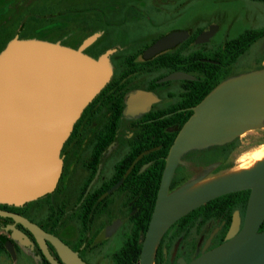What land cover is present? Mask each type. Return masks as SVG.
<instances>
[{"label":"flooded vegetation","instance_id":"af4514ba","mask_svg":"<svg viewBox=\"0 0 264 264\" xmlns=\"http://www.w3.org/2000/svg\"><path fill=\"white\" fill-rule=\"evenodd\" d=\"M25 35L96 60L108 52L111 74L61 147L55 187L23 203L0 201V264H74L53 239L82 264H130L170 148L194 112L199 67L264 68V0H0V49ZM227 156L225 144L183 153L169 191ZM207 203L165 231L155 264L189 263L227 241L237 211L243 225L248 199L216 215Z\"/></svg>","mask_w":264,"mask_h":264},{"label":"water","instance_id":"95a60500","mask_svg":"<svg viewBox=\"0 0 264 264\" xmlns=\"http://www.w3.org/2000/svg\"><path fill=\"white\" fill-rule=\"evenodd\" d=\"M106 54L96 60L80 50L36 38H15L0 52L1 202L23 203L55 187L61 147L85 106L110 77ZM173 77L194 78L186 73ZM193 109L167 156L140 264H155L160 239L178 219L241 190H250L243 225L236 212L227 241L182 264H264V160L249 170L169 191L183 153L223 145L247 130L264 127V68L229 76ZM23 222L39 233L36 225ZM53 242L65 258L82 264L62 242Z\"/></svg>","mask_w":264,"mask_h":264},{"label":"rangeland","instance_id":"374dc122","mask_svg":"<svg viewBox=\"0 0 264 264\" xmlns=\"http://www.w3.org/2000/svg\"><path fill=\"white\" fill-rule=\"evenodd\" d=\"M261 68L263 67L254 68L247 65L235 66L233 67L232 75L236 76ZM233 142L235 143V145L228 152V156L226 158V165L224 164L223 166H221L220 169H218V163H215L203 169H194L192 177L179 187L193 188L239 172L237 171V169L244 162L242 159H245V161H250L248 157L249 154L264 145V127H258L253 128L251 130H247L244 133L233 137L227 143ZM237 214L241 223V217L238 211Z\"/></svg>","mask_w":264,"mask_h":264},{"label":"trees","instance_id":"16d2710c","mask_svg":"<svg viewBox=\"0 0 264 264\" xmlns=\"http://www.w3.org/2000/svg\"><path fill=\"white\" fill-rule=\"evenodd\" d=\"M45 36L41 35H25L22 36V38L19 39H25V38H36L41 40H47L44 38ZM56 42V41H51ZM58 42V41H57ZM59 43V42H58ZM4 45V44H3ZM5 49V48H4ZM3 48L0 49V52L4 50ZM202 71H206L205 75L202 77L201 80L195 82V98H194V104L195 106L199 104L203 98L211 92L218 84H220L223 80L231 76V67L226 66V71L223 70V67L221 66H211V67H199ZM209 68V69H208ZM235 145V143H226L225 146L227 148V152L230 151V149ZM250 190H241L238 192H232L223 196H220L218 198H215L207 203V211L211 215H216L224 212L226 208L229 206H234L235 204H238L239 202H244V204L247 202V199L249 197ZM184 218V217H183ZM191 221V220H190ZM190 221H188L186 224H188ZM261 230H264V222L261 226ZM141 245L133 243L129 250L132 252V255L130 257V264H140L139 258H140V250Z\"/></svg>","mask_w":264,"mask_h":264},{"label":"bare ground","instance_id":"6f19581e","mask_svg":"<svg viewBox=\"0 0 264 264\" xmlns=\"http://www.w3.org/2000/svg\"><path fill=\"white\" fill-rule=\"evenodd\" d=\"M248 157H249L250 161H245V159H242L244 162L237 169V171H242L245 169H248V170L252 169L260 161H263L264 160V145H262L260 148L256 149L255 151L251 152Z\"/></svg>","mask_w":264,"mask_h":264}]
</instances>
